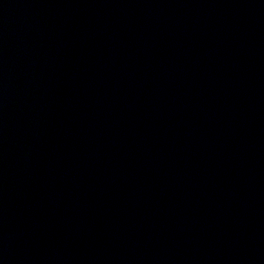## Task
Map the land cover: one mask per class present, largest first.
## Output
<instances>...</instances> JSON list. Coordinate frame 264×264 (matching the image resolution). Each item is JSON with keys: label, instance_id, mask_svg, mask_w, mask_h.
Returning <instances> with one entry per match:
<instances>
[{"label": "water", "instance_id": "obj_1", "mask_svg": "<svg viewBox=\"0 0 264 264\" xmlns=\"http://www.w3.org/2000/svg\"><path fill=\"white\" fill-rule=\"evenodd\" d=\"M0 264H264V0H0Z\"/></svg>", "mask_w": 264, "mask_h": 264}]
</instances>
